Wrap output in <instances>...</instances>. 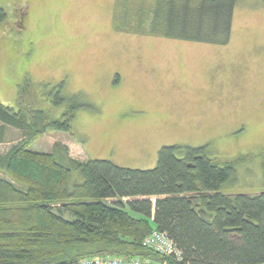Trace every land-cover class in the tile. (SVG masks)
<instances>
[{
  "label": "rangeland",
  "instance_id": "374dc122",
  "mask_svg": "<svg viewBox=\"0 0 264 264\" xmlns=\"http://www.w3.org/2000/svg\"><path fill=\"white\" fill-rule=\"evenodd\" d=\"M137 1L0 0V103L58 120L69 103L44 95L65 82L62 96L89 106L32 150L148 170L163 146L207 145L237 164L224 193L263 191L264 0H239L227 45L131 32ZM4 139L2 155L22 133L7 127Z\"/></svg>",
  "mask_w": 264,
  "mask_h": 264
},
{
  "label": "trees",
  "instance_id": "16d2710c",
  "mask_svg": "<svg viewBox=\"0 0 264 264\" xmlns=\"http://www.w3.org/2000/svg\"><path fill=\"white\" fill-rule=\"evenodd\" d=\"M238 2L138 0L126 28L227 45ZM64 84L44 95L52 106L69 103L58 120L40 108L0 103V143L7 127L22 133L18 144L0 154V264H80L91 257L264 264V190L224 193L237 164L212 159L207 145L163 146L148 170L110 160L65 161L67 149L59 155L32 150L46 133L70 132L77 111L89 106L78 96L67 101ZM155 230L168 236L179 256L144 246Z\"/></svg>",
  "mask_w": 264,
  "mask_h": 264
},
{
  "label": "built area",
  "instance_id": "2783aa9c",
  "mask_svg": "<svg viewBox=\"0 0 264 264\" xmlns=\"http://www.w3.org/2000/svg\"><path fill=\"white\" fill-rule=\"evenodd\" d=\"M144 246L161 253L162 255L179 256L173 242L164 233L157 230L144 241ZM80 264H166L165 262H155L140 258L123 259L119 257H92L83 260Z\"/></svg>",
  "mask_w": 264,
  "mask_h": 264
},
{
  "label": "bare ground",
  "instance_id": "6f19581e",
  "mask_svg": "<svg viewBox=\"0 0 264 264\" xmlns=\"http://www.w3.org/2000/svg\"><path fill=\"white\" fill-rule=\"evenodd\" d=\"M180 254V253H179ZM92 258V257H91ZM88 259V258H87ZM85 260V259H84Z\"/></svg>",
  "mask_w": 264,
  "mask_h": 264
}]
</instances>
